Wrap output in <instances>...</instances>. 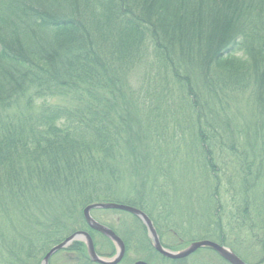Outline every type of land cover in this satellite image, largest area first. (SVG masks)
<instances>
[{
    "label": "trees",
    "instance_id": "16d2710c",
    "mask_svg": "<svg viewBox=\"0 0 264 264\" xmlns=\"http://www.w3.org/2000/svg\"><path fill=\"white\" fill-rule=\"evenodd\" d=\"M113 1L120 3L119 8L129 9V13L135 17L131 20H124L126 21L125 27L130 29V33L133 32V42H138L141 46L149 38L154 46L155 55L163 61L160 101L149 97L147 90L141 93L142 97L131 88L121 72L114 71V74H110L108 69H106L105 80L111 81L110 90L112 92L99 89L98 80L94 76L97 72L98 57L107 59L109 68H111L115 63L126 61L129 54H123L120 50L116 51L114 47L110 51L109 41L115 39L117 42L120 36H106L104 32L108 29L106 25L102 29L100 27L102 32L99 42L90 44L86 39L87 33L82 32L75 25L80 23L79 18L72 16L74 15L72 10L68 11L70 6H74L71 0H0V12L10 9L16 12L15 16L13 13L10 17L12 33L9 31L10 33L5 35L2 33L3 28H0V103H11L12 97L20 91V101L24 99L26 107L38 103L42 105L40 109L48 113L45 115L47 119L44 122L47 128L45 127L43 131L56 133V139L53 142H44L42 145L39 140L38 142H34L33 139L25 141L26 134L17 122L13 125V129L4 131L5 141L6 139L8 141L2 142L5 151L0 153V183H2L0 184V204L6 202L7 208H10L12 228L9 227L8 231L0 229V260L2 259L0 264H6L5 254L10 258L9 263L14 261L27 264L28 262H25L35 257L37 251L45 255L52 246L62 242L76 231H88L93 239L95 232L88 229L82 214V209L91 203L120 202L136 207L151 219L155 229L157 228L156 231H160L158 220L153 218V213L149 210L151 207L149 201H136L135 197L125 200L111 195L100 197L96 195L87 199L81 210L80 204L77 203L75 204L78 208L72 212L64 213L56 208L62 191H68L70 195H73L75 191L84 189L76 190L74 185H66L68 183L63 182L60 171L62 161L68 160V163L73 166L72 154L100 151V146H103L107 152V147L111 144L116 145L115 148L122 151L121 143L128 141V134L134 123L132 120L134 117H129L128 114L135 113L138 107L155 103L157 106L153 110L156 113L162 112L164 116L171 111L162 110L165 105L161 108L159 105L165 104L174 90H186L187 95L181 97V104H187V99L190 98L189 103L196 109L195 114L199 124L198 135L209 144L212 135L219 136L220 130L217 127L223 124H212L208 120L214 118L223 121V109L229 106L228 99L233 97L232 91L243 88L249 90L248 94L253 97L257 117L262 119V124L254 128V134L258 132V128L264 126V0ZM119 17L110 18V29L115 26L112 19L119 20ZM3 18L0 17V20H5ZM96 20L100 18L97 17ZM120 30H111V32L116 36ZM45 34L47 36H43ZM116 46L121 47L119 41ZM33 62L43 64L45 73L47 71L53 73L51 88L48 83L39 84V86L31 85L30 74L32 75L35 70H32ZM102 67L105 69L104 66ZM184 69L189 70L185 76L182 75ZM223 71L227 73H222ZM194 73L204 75L201 84L199 81L193 82ZM103 75L104 73L99 75V78ZM28 86H36L33 93L27 94ZM37 90L45 95H37ZM68 94L71 96L68 97ZM68 101L76 105L74 108L77 112H74L76 115L74 114L73 118L79 122V127L75 125V119H70L73 109L68 106ZM170 104L172 103L170 102L165 107L170 108ZM108 107L116 111L113 115L117 118L112 122L111 127L100 129L95 125L94 113L96 111L108 112L106 110ZM206 110L209 111L208 114ZM262 113L263 116L260 115ZM58 114H62L61 118H57ZM163 116L160 119H163ZM5 117L9 118L7 115ZM130 124L132 127L128 131ZM168 130L166 132L165 130L155 131L151 134L157 139H164L169 135L170 144L178 143L179 139L185 135L184 127L180 128V126L171 124ZM110 133L116 136L114 140L109 138ZM237 133L241 137L247 134L248 137L245 140L256 137L255 135L251 137L253 134L251 128H243V130L238 128ZM37 134H40V131ZM19 135V140L14 139ZM261 139L264 142V133L261 134ZM157 143L160 142L157 141ZM140 147L143 146L140 145ZM249 148H256L259 152L264 149V146L261 149L256 146ZM231 150L241 152L243 149L232 147ZM164 152H169L171 156L175 154L181 156L180 151L176 149H168ZM20 154L23 155L25 166L23 164L20 166ZM248 160L251 161L250 158ZM256 162L261 163L255 169L259 170L264 167V159L247 164L249 177L252 175L256 177V172H252L256 167ZM124 169L126 172L129 170L127 166H124ZM163 169L159 164V171ZM213 175L215 177L216 174L213 173ZM162 182L166 184L167 181ZM110 184L112 187L109 186L107 192L112 194L113 189L118 188L120 184L116 186H114L115 183ZM173 184L177 185L175 182ZM99 187L102 186L99 185ZM96 190L90 189L92 192ZM246 193L249 195V190H246ZM208 198L210 196L206 199ZM247 198L245 197L246 200L242 198L243 203L241 204L232 207L223 206L222 212L221 209L215 212L214 215L220 223L219 230L215 227L213 231L212 226L208 228L200 226L197 229L205 237L204 239L230 248L244 262L251 264L247 261L248 256L242 249L239 248L240 252L236 250L238 245L228 236L226 231L228 229L222 225L220 220L222 215H225L229 222L240 223L238 228H240L242 237L253 240L252 245L254 246V240L257 237L254 233L256 232L253 231L252 226H248L243 217L251 221L253 213L258 212L259 207L262 208V206L254 200L256 203L254 209L250 206L251 203L245 207L244 203L249 202ZM216 201L219 204L218 198ZM233 202L232 200L231 203ZM218 206L221 207L220 204ZM14 214L20 217L19 226L16 220H11ZM3 217L6 216L2 212ZM133 220L141 224L134 217ZM165 222L169 224L168 221L165 220ZM170 230L171 227L168 225L166 231ZM144 231L145 229L143 233ZM178 235L184 236L182 239L185 238V241L186 239L193 240L195 237H188L179 231ZM125 238L122 240L127 247L129 242ZM148 240L147 237L143 238V245L152 249L150 240ZM189 243L187 241L185 246ZM94 245L96 249L95 241ZM259 246L264 250V239L259 241ZM164 247L172 248V246ZM151 249L150 251H154ZM204 250L212 252L209 249ZM112 251H114L113 248ZM62 252L70 255L66 257L67 260L75 256V263L93 264L89 261L86 247L82 242H74ZM96 252L103 256L101 252L97 250ZM157 256L166 260L158 254ZM173 263L184 264V261ZM252 263L255 264V262Z\"/></svg>",
    "mask_w": 264,
    "mask_h": 264
},
{
    "label": "rangeland",
    "instance_id": "374dc122",
    "mask_svg": "<svg viewBox=\"0 0 264 264\" xmlns=\"http://www.w3.org/2000/svg\"><path fill=\"white\" fill-rule=\"evenodd\" d=\"M71 1L74 6H70L68 11L72 10L71 12L74 14L72 16L76 17V19L79 18L80 23L76 20L79 24L75 25L82 32L87 33L86 39L90 44L99 42V36L102 32L100 27L102 29L106 25L108 26V29L104 30L106 36H120L117 42L119 41L121 47L116 46L117 42L113 39L109 41L110 51L114 47L116 51L120 50L123 54H129L126 61L123 60L119 64L115 63L111 68H109L107 59L98 57L96 62L97 72L94 76L98 80L99 89L112 92L110 90L111 81L105 80L106 69H108L110 74H114V71L117 73L121 72L126 82H129L131 88L136 93L141 95V93L147 90L149 97L159 100L160 90L162 89L163 71L161 69L163 68V61L155 55L154 46L149 38L141 46L140 43L133 42V32H129L130 29L125 27L126 21H124L125 19L131 20L135 18L133 14L129 13V9L119 8L120 3L117 4L113 0ZM132 6H134V2H132ZM12 14L15 16L16 12H13L11 9L0 12V17H4L3 19H5L0 20V28H3L2 33L5 35L10 32L12 33L13 27L10 23ZM112 16L115 18L119 17L120 19H112L115 26L113 29H110L111 24L109 21ZM97 17L100 20H96ZM116 29H121L122 31L120 30L115 36L111 30ZM43 36H47V34ZM38 39L41 40L39 37ZM33 64L32 70H35L32 72L33 76L30 74L31 85L37 84L39 86V84L48 83L51 88L53 73L49 71L45 73V68L42 67L43 64H36L35 62ZM188 71V69H184L182 75L185 76ZM102 73L104 75L99 78V75H102ZM222 73L227 72L223 71ZM203 77V74L194 73L192 80L193 82L199 81L201 84ZM187 80H189L188 77ZM35 89L36 86H28L26 89V91L28 90L27 94L33 93ZM248 93L249 90H244L243 88L232 91L233 97L228 99L229 106L223 109V121H218V119L214 118L208 120L212 124H223L221 127H217L221 135H212L209 144L206 140L202 139V136L198 135L199 124L195 114L196 109L189 103L190 98L188 97L187 104H181V97H186L187 95L186 90H174L171 96L168 97V101L165 104L159 105L161 108L164 105L168 106L170 102L172 103L170 104V108L165 106L162 108V110L168 109L171 111L164 116L162 112L156 113L153 110L157 106L155 103L153 105H144L141 108L138 107L135 113L131 112V115L128 114L129 117L131 116L135 119H132L134 121L132 123L133 127L131 124L128 125V131L131 127L132 129L128 134V141L121 143L122 151L117 150L115 148L117 146H112L111 144L110 147H107V152H105L106 149L103 146H100L102 151L83 152L84 154L76 152L72 154L73 166L68 163V160L62 161L60 171L62 172L63 182H67L68 184L66 185H74L76 190L79 188L81 190L84 189L83 191H75L73 195H70L68 191H62L56 208L62 210L64 213L72 212L78 208V205L75 204L77 203L80 204L81 210L84 202H87V199L96 195H99L98 197L111 195L125 200L134 199L135 197L137 198L136 201H149L151 206L149 210L152 211L153 218L158 220L157 222L159 223V230L161 232L157 231V233L160 241L163 246H172L171 249H168L173 252H179L184 249L187 241L191 243V241L209 240L204 239L205 237L199 233L200 230L197 228L200 226L204 228L212 226L213 231L215 227L219 230L220 223L214 214L220 209L222 212L223 206L232 207L233 205L241 204L243 203L242 198L244 200L245 197H248L247 200L249 202L244 203L245 207L251 203L250 206H253L252 208L254 209L257 203L264 208V167H261L259 170L255 169L261 163H258L259 161L256 162V167L252 171L256 172V177L253 175L249 177L248 167L246 166L256 160L264 159V149L257 152L256 148H249L250 146H256L258 149H261L264 146V142L261 139V134L264 133V126L258 128V132L254 134V128L262 124V119L257 117L258 114L253 105V97ZM38 94L45 95V93L41 94L37 90ZM70 96L68 94V97ZM12 99L11 103H0V153L5 151V146L2 145V142L8 141V139L5 141L4 131L6 129L7 131L13 129L12 127L16 122L26 134L24 137L25 141L27 139L32 141L33 139L34 142H38L39 140L43 145L44 142L51 143L56 139V133L43 131L45 127L47 128L44 122L47 119L45 115L48 113L44 109H40L42 107L41 104L34 103L26 107L24 104L25 100L20 101V91ZM177 99L179 100L177 101ZM67 104L73 109V112L71 111L70 113V119H72L73 115H76L74 112H77L74 108L76 105L74 106L72 101H68ZM140 109H144L145 111H140ZM106 110L108 112L96 111L94 113V119H96L95 125L100 129L102 127H111L112 122L117 118L113 115L116 112L115 110L109 107ZM4 113L9 118L5 117ZM208 113L209 111L206 110V114ZM263 113L260 115L263 116ZM61 116L62 114H58L57 118H61ZM161 116L164 118L160 119ZM132 120L130 119V121ZM75 121V125L79 127V122L76 119ZM171 124L180 126V128L184 127L185 135L179 139L178 143L170 144L169 141L171 139H169V135L165 136L164 139H157L155 135L152 136L151 132L164 130L166 132ZM238 128L242 130L243 128H251L253 130L251 137L254 135L256 137L245 140L248 135L244 134L241 137L237 133ZM38 131H40V134H37ZM36 135L41 136L37 137ZM115 137L114 133L109 134V138L112 140ZM14 139L19 140L20 135ZM157 141L160 143H157ZM140 145L143 147L141 148ZM232 147L233 149L238 147L243 150L236 152L231 150ZM168 149L180 151L181 156L179 157L177 154L171 156L168 154L169 152H164ZM254 153L256 154L254 155ZM22 156L20 154V166L22 164L25 166ZM249 158L251 161L248 160ZM159 164L164 168L161 171H159ZM124 166L129 168L128 172H126ZM213 173L216 174L215 177ZM162 181L167 182L164 184ZM173 182L177 185H174ZM110 183H115L114 186L120 184L118 188L113 189L112 194L107 192V188L112 185ZM99 185L103 188L99 187ZM90 189L97 190L92 192ZM246 190H249V195L246 193ZM215 192H217L216 195ZM206 195L210 196V198L206 199ZM216 198L219 199L221 207L218 206ZM232 200L234 201L233 203H231ZM254 200H256V203ZM100 203L122 204L120 202ZM6 204V202L0 204V229L8 231L9 227L12 228L10 225L11 210L7 208L8 205ZM262 208L259 207L258 212L252 210L254 213L251 221L249 218L243 217L247 221L248 226H252L253 231L256 232L254 233L255 237L257 236L254 240V246L252 245L253 240L242 237L239 231L240 228H238L240 223L229 222L225 215H222V219L217 216L220 218L222 225L227 227L228 236L238 245L236 250L240 252L239 248L242 249L248 256L246 257L247 261L251 264H253L252 262H255V264L264 263V250L259 246V241L264 239V209ZM2 212L6 216L3 217L4 219L2 218ZM92 217L114 231L121 239L126 237L125 239L128 240L129 244L127 247L125 246V255L120 264H136L137 262L145 264H174L173 262L181 261L166 258V260H162L157 254H154V251H150L151 248H146L143 245L142 239L147 237L150 240L148 233L144 225L136 223L129 213L118 210H94ZM11 220H16L18 226L20 225L19 215L16 216L14 214ZM165 220L169 222L170 231H166L168 225ZM142 226L145 229V234L143 233L144 229H142ZM178 231L188 237H195L193 240L186 239L185 241V238L182 239L184 236L178 235ZM93 239L96 242V250L103 255L101 256L102 258L110 259L114 257L116 249L109 240L97 233H95ZM82 243L84 244V242ZM240 243L242 244L239 245ZM112 248L114 251H112ZM42 253L37 251L35 257L28 259L29 261L27 260L25 263L39 264L40 259L42 260L44 257H42L44 255ZM68 256L70 255L67 252L59 251L52 256L50 264H78L75 263V256L69 257L70 259L67 260L66 257ZM4 258L6 264L7 262L8 264H21L14 261L9 263L10 258L6 254ZM182 260L184 264H227L217 253L204 249H200V251ZM171 261L172 263H170ZM82 264H86V262Z\"/></svg>",
    "mask_w": 264,
    "mask_h": 264
},
{
    "label": "water",
    "instance_id": "95a60500",
    "mask_svg": "<svg viewBox=\"0 0 264 264\" xmlns=\"http://www.w3.org/2000/svg\"><path fill=\"white\" fill-rule=\"evenodd\" d=\"M93 210H118L129 213L132 216L136 217L138 220L141 221V223L146 228L148 236L151 239V244L153 249L166 259L182 260L189 257L199 249L209 248L215 253H217L228 264H246L238 256H236L229 248H226L210 240L194 241L189 245H187L186 247H184V249L180 250L179 252H172L168 249H165L161 245L158 234L152 224V221L140 209L123 204L100 203V202L91 203L87 205L82 212L83 218L91 230L106 237L115 246L116 253L114 257L110 259H106L98 256V254L95 251L94 243L91 236L85 231H77L66 237L62 242L53 246L45 254L40 264H49V260L54 254H56L57 252L63 249L68 248L72 243L78 241L84 242L87 250V255L92 263L118 264L122 260L125 254V245L123 241L111 229L101 225L100 223H98L93 219V217L91 216V212ZM136 264H145V263L137 262Z\"/></svg>",
    "mask_w": 264,
    "mask_h": 264
},
{
    "label": "flooded vegetation",
    "instance_id": "af4514ba",
    "mask_svg": "<svg viewBox=\"0 0 264 264\" xmlns=\"http://www.w3.org/2000/svg\"><path fill=\"white\" fill-rule=\"evenodd\" d=\"M125 255V254H124ZM124 257V256H123ZM123 259V258H122ZM121 263V261L118 263V264H120Z\"/></svg>",
    "mask_w": 264,
    "mask_h": 264
},
{
    "label": "bare ground",
    "instance_id": "6f19581e",
    "mask_svg": "<svg viewBox=\"0 0 264 264\" xmlns=\"http://www.w3.org/2000/svg\"><path fill=\"white\" fill-rule=\"evenodd\" d=\"M93 211H94V210H93ZM93 211H92V212H93Z\"/></svg>",
    "mask_w": 264,
    "mask_h": 264
}]
</instances>
